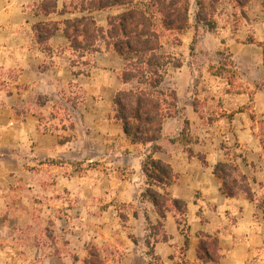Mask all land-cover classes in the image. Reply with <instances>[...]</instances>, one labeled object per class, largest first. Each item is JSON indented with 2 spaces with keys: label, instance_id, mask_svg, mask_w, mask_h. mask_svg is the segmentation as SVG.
<instances>
[{
  "label": "rangeland",
  "instance_id": "374dc122",
  "mask_svg": "<svg viewBox=\"0 0 264 264\" xmlns=\"http://www.w3.org/2000/svg\"><path fill=\"white\" fill-rule=\"evenodd\" d=\"M72 0H58V8ZM40 0H0V264H85L96 251L104 264H205L198 246L217 237L218 264H264V11L255 0L246 14L221 0L209 30L190 0V26L164 31L166 51L182 61L163 83L177 96V114L155 143H132L113 118L124 62L105 42L80 57L63 32L40 49L39 21L84 13L34 14ZM123 7L90 13L107 27ZM189 120L195 154L179 137ZM154 157L179 177L169 188L186 203L189 243L179 214L163 220L167 242L154 254L146 244L148 219L143 164ZM218 162L240 167L254 200L221 192Z\"/></svg>",
  "mask_w": 264,
  "mask_h": 264
},
{
  "label": "trees",
  "instance_id": "16d2710c",
  "mask_svg": "<svg viewBox=\"0 0 264 264\" xmlns=\"http://www.w3.org/2000/svg\"><path fill=\"white\" fill-rule=\"evenodd\" d=\"M230 1L235 8L239 7L246 14V7L255 0ZM258 1L264 11V0ZM220 2L221 0H197L198 21L206 24L209 30H214L217 26L215 14ZM117 6L125 10L110 16L106 28L99 26L90 14ZM190 6V0H72L69 5L59 9L58 0H40L34 9L36 16L75 12L88 14L62 21H39L32 28L35 39L44 52L52 50L50 40L62 31L69 47L80 57L101 51V42H105L107 47L119 54L124 62L121 80L131 87L116 93L113 100V118L122 124L125 135L132 143L149 144L161 139L166 119L177 114L176 93L166 90L162 85L169 69L181 67L182 61L166 51L162 36L164 31L182 32L189 28ZM248 41L264 46V43L258 42L254 37H249ZM261 134L264 145V121ZM179 140L187 145L191 157H198L205 163V156L195 154L189 147L192 137L188 119H185ZM158 148L155 144L143 164L147 184L143 198L153 204L160 216L156 224L148 219L149 234L146 244L152 254L156 243L169 240L163 220L173 210L179 214V224H184L181 230L185 235V244L189 243L186 203L173 198L169 191L179 175L169 163L154 157ZM213 173L221 179V192L226 196L242 194L254 200L250 178L238 165L218 162ZM259 206L264 208L263 204ZM202 235L204 237L198 246L199 259L205 264H218V238L204 233ZM85 264L104 262L96 251H92Z\"/></svg>",
  "mask_w": 264,
  "mask_h": 264
}]
</instances>
